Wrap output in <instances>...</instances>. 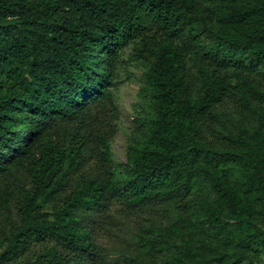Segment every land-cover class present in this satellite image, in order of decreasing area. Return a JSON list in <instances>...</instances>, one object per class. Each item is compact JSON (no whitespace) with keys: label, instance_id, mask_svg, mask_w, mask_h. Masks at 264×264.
Wrapping results in <instances>:
<instances>
[{"label":"trees","instance_id":"1","mask_svg":"<svg viewBox=\"0 0 264 264\" xmlns=\"http://www.w3.org/2000/svg\"><path fill=\"white\" fill-rule=\"evenodd\" d=\"M127 45L147 64L144 132L116 166ZM114 207L135 222L123 263L98 238ZM263 250L264 0H0V264H260Z\"/></svg>","mask_w":264,"mask_h":264},{"label":"rangeland","instance_id":"2","mask_svg":"<svg viewBox=\"0 0 264 264\" xmlns=\"http://www.w3.org/2000/svg\"><path fill=\"white\" fill-rule=\"evenodd\" d=\"M146 68V63L133 57L131 45L121 49L111 85L112 96L119 110L118 129L110 141L111 156L113 164L116 166L125 163L129 139L143 136L144 131L136 120L137 117L142 115V111H139V107L136 105L139 89L144 83ZM83 168L87 171L94 170V159L86 156ZM209 197L212 200L217 199L214 192H209ZM171 210L172 208L169 207V212H165L166 220L172 218L173 212ZM111 212L118 216L116 213H119V211L116 212L115 207L111 209ZM79 217L85 220L91 219V216L83 210L79 212ZM142 218L147 217L143 216ZM151 219L155 224H159V221L162 220L157 216H153ZM134 232L135 222L130 218H124L121 214L113 218V225L99 231V242L108 253V261L123 263L124 249L131 250L136 239ZM260 264H264V250L261 253Z\"/></svg>","mask_w":264,"mask_h":264}]
</instances>
